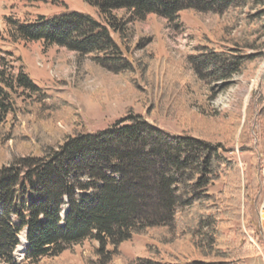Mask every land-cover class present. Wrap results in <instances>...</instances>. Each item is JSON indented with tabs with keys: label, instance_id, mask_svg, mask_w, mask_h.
<instances>
[{
	"label": "trees",
	"instance_id": "16d2710c",
	"mask_svg": "<svg viewBox=\"0 0 264 264\" xmlns=\"http://www.w3.org/2000/svg\"><path fill=\"white\" fill-rule=\"evenodd\" d=\"M81 1L96 9L100 19L79 12L40 17L32 24L9 19L14 30L9 37L66 48L79 58L92 56L127 73L134 64L114 35L123 44L131 41L129 24L134 20L153 15L172 22L187 11L220 15L254 8L252 2L258 0ZM125 11L130 19L118 16ZM259 16L264 18V11ZM236 51L209 50L201 62L221 68L222 77L229 78L251 61ZM0 53V142H8L22 111L38 110L37 118L57 113L50 112L51 99L25 69L14 67L13 53ZM226 153L224 146L193 136L174 138L135 115L97 135L76 130L62 143L46 144L41 156L20 157L0 169V260L16 264L14 252L26 231V255L32 263L93 240L99 244L97 260L88 264H114L119 245L166 229L172 237H166L163 249L149 246L150 255L135 264H246L258 249L236 228L242 218V171ZM222 182L223 188L214 193ZM174 238L188 239L202 259L182 261L169 253L165 245Z\"/></svg>",
	"mask_w": 264,
	"mask_h": 264
},
{
	"label": "rangeland",
	"instance_id": "374dc122",
	"mask_svg": "<svg viewBox=\"0 0 264 264\" xmlns=\"http://www.w3.org/2000/svg\"><path fill=\"white\" fill-rule=\"evenodd\" d=\"M252 3L254 8L220 15L187 11L172 22L153 15L134 20L129 24L131 41L123 44L114 35L134 64L132 72L121 73L92 56L79 58L66 48L15 42L9 37L14 31L9 19L32 24L40 17L71 12L100 19L96 9L81 0H0V52L13 53L14 67L25 69L51 99L47 102L50 112L57 113L50 117L41 113L42 118H37L38 110L34 115L19 113L14 138L0 142V169L20 157L41 156L46 144L62 143L76 130L97 135L130 115L141 116L174 138L193 136L225 147L226 155L242 171V218L235 225L258 249L245 263L264 264V18L259 16L264 5H257L264 0ZM118 16L130 19L126 11ZM236 41L239 47L233 44ZM214 49L230 54L238 49L236 52L251 61L223 78L221 68L201 62ZM224 182L212 191H220ZM25 233L22 231L21 244L14 252L16 264H88L97 260L99 244L86 240L60 256L32 263L26 255ZM147 235H135L119 245L114 264L146 259L149 246L158 244L163 249L166 237H172L166 229H154ZM165 249L180 255L182 261L202 259L189 247L188 239H176ZM0 264L4 263L0 260Z\"/></svg>",
	"mask_w": 264,
	"mask_h": 264
},
{
	"label": "bare ground",
	"instance_id": "6f19581e",
	"mask_svg": "<svg viewBox=\"0 0 264 264\" xmlns=\"http://www.w3.org/2000/svg\"><path fill=\"white\" fill-rule=\"evenodd\" d=\"M262 216H264V214H263ZM263 219H264V218H263Z\"/></svg>",
	"mask_w": 264,
	"mask_h": 264
}]
</instances>
